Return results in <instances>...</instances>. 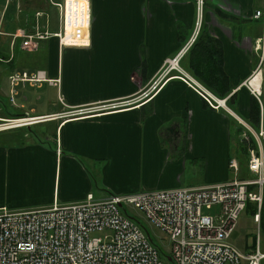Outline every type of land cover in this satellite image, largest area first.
Returning <instances> with one entry per match:
<instances>
[{
  "label": "crops",
  "instance_id": "0c3cea01",
  "mask_svg": "<svg viewBox=\"0 0 264 264\" xmlns=\"http://www.w3.org/2000/svg\"><path fill=\"white\" fill-rule=\"evenodd\" d=\"M60 1L0 0V119L137 100L36 122L56 123L54 133L43 139L20 131V138L0 141V207H45L56 200H81L89 193L102 198L232 180L236 174L229 162L238 160L241 120L250 123L253 99L259 101L260 113L264 111V78L259 98L244 83L259 61L262 21L254 14L264 0H204L199 16L197 0H91L89 46L63 47L57 37L48 36L40 39L37 50L24 49L16 33L59 30ZM213 40L219 45L217 57L210 49ZM16 46L41 61L33 71L59 78L30 84L56 87V109L40 111L41 98L35 100L32 93L28 111L27 95L17 101L20 85L15 87V103L11 101ZM179 52L184 71L213 96L226 98L227 108H213L177 70L153 87L167 60ZM207 54L216 60L219 75L207 72ZM201 77L220 89L232 88L218 96ZM10 106L16 112L9 111Z\"/></svg>",
  "mask_w": 264,
  "mask_h": 264
},
{
  "label": "built area",
  "instance_id": "2783aa9c",
  "mask_svg": "<svg viewBox=\"0 0 264 264\" xmlns=\"http://www.w3.org/2000/svg\"><path fill=\"white\" fill-rule=\"evenodd\" d=\"M60 10V28L55 33L21 32L22 47L29 51L39 48L40 39L57 37L61 46L85 47L91 43V0H62L56 3ZM204 0H197V11L202 12ZM262 21V34L256 46L259 66L264 64V3L254 15ZM196 34V33H195ZM194 34V35H195ZM182 54L169 60V66L159 73L153 87L166 82L171 70H178L203 91L200 93L213 108L226 106L205 90L181 67ZM59 78H48L44 70L15 71L10 76V99L15 103L20 84L36 85ZM249 78L244 83L259 98L260 88ZM194 87L198 90L197 87ZM61 98V97H60ZM136 97L125 101H110L73 111L46 116L0 119V131L59 117L88 114L131 104ZM214 102H213V101ZM31 119L28 121L26 119ZM241 138L247 146L248 164L254 179H233L208 187H174L143 189L134 193H112L102 198L89 193L84 199L72 202L54 201L45 207L11 209L0 207V264H166L159 255L160 246L150 237L143 225L128 217L129 207L140 209L146 218L169 237L174 264H261L264 252L258 235L255 250L248 254L238 251L227 240L237 226L239 214L248 201L256 202L254 215L260 223L261 203L264 195V111L259 128L241 120ZM237 175L236 158L229 163ZM219 207L217 213H204V209ZM103 230L104 237H92L91 232Z\"/></svg>",
  "mask_w": 264,
  "mask_h": 264
},
{
  "label": "rangeland",
  "instance_id": "374dc122",
  "mask_svg": "<svg viewBox=\"0 0 264 264\" xmlns=\"http://www.w3.org/2000/svg\"><path fill=\"white\" fill-rule=\"evenodd\" d=\"M27 12L31 16L34 15V11L32 9H29ZM15 49H16L15 51L13 50L14 55H16L15 60L13 62V65L15 68L14 70H17V71L25 70V71L30 72V71H33L34 68H36V64H41L39 63L41 61L37 60L36 58H33V54L31 52L22 50L20 49L19 46H16ZM263 78H264V75H263ZM18 89L19 90L21 89L22 91L21 95L17 97L18 102L23 101L22 99L23 95H27L29 98L27 101H25L28 104V106L26 107L28 111L31 105V98L33 96L32 93L34 94L33 97L35 100L41 98V100L37 103L39 104V106H41V108H39L40 111H47L48 107L50 108L53 107V109L57 108L56 107L58 103L57 88L49 86L48 83H45L42 89H38L36 86L31 87L29 83H25V84L22 83L20 84ZM8 103L6 104L9 106ZM10 107L11 109H9V111L16 112L17 108H15L14 106H10ZM55 126H56L55 122H49V123L32 124L31 126L32 132L30 131L29 126L16 127V128L8 129V130H2V132H0V141L18 139L21 137L20 131H28L34 137L36 138L41 137L43 139L44 137H48L49 135L54 133ZM30 140L31 139L29 137L28 141ZM239 166H240V163H239ZM239 169L241 170V166ZM240 170L238 172V178H239ZM248 178H245V179H248ZM263 200H264V195H263V199L261 203V208H262ZM247 203H248L247 207L244 210H242L241 213L239 214V217L237 220V226L234 232L232 233L231 237L227 241L231 243L238 251L248 254L249 252L255 250L256 238L259 235L261 239V251L264 252V230L261 228L260 223H257L255 221L253 210L251 206H249V202ZM129 210L131 212V216L135 220H137L141 225H143L145 229L149 232L150 237L153 239V241L157 245H159L161 248L165 250H169L170 239L165 234V232L161 230L160 228L156 227L153 223H151L140 209L135 208V207H129ZM219 210H220L219 207H213L211 209L205 208L204 213L214 214V213H217ZM105 234L106 232L103 230H96L90 233L92 237H104ZM262 261L264 262V259ZM165 262L166 264H172L170 261H166V259H165ZM243 264H247V262H243Z\"/></svg>",
  "mask_w": 264,
  "mask_h": 264
},
{
  "label": "trees",
  "instance_id": "16d2710c",
  "mask_svg": "<svg viewBox=\"0 0 264 264\" xmlns=\"http://www.w3.org/2000/svg\"><path fill=\"white\" fill-rule=\"evenodd\" d=\"M213 43H214V48L215 49L213 47H210V49H212L214 51V53H215L214 57H217L216 52L217 53L219 52V45H218L217 41H215V40H213ZM213 58H211V56L209 54L206 55V64H208L207 72L212 71V72H214V74L219 75L218 69H217L218 65L216 63V60L215 59L213 60ZM201 80L206 84V86L208 88H210L212 91H214L216 94H218V96H225V95H227L230 92L231 88H232V87H230L228 85L229 86L228 88H226V89H220L216 85H213L210 82H208L203 77H201ZM233 99H234V97L232 98V100ZM24 116H27V115H25V114H19V115H16L14 117L15 118H18V117H24ZM260 117H261V113H260V103H259V101L257 99H253L252 100V103H251L250 123H252V125L255 126L256 128H259ZM31 126L32 125H30L29 128H30V131L32 132ZM25 127H27V126H25ZM242 129H243L242 127L239 128V132ZM237 148H238L237 149L238 150V154H237L238 157L237 158H238V161H239L240 166H241L239 178L240 179H245V178H248V176H250L251 173L249 172V169L247 167V162H248L247 146L242 142V140L240 138L237 139ZM248 202H249V206H251V208L253 210V213L255 215L258 212V205H257V203L256 202H253V201H248ZM247 205H248V203H247ZM260 225H261V228L264 230V200H263L262 208L260 210ZM263 264H264V262H263Z\"/></svg>",
  "mask_w": 264,
  "mask_h": 264
},
{
  "label": "bare ground",
  "instance_id": "6f19581e",
  "mask_svg": "<svg viewBox=\"0 0 264 264\" xmlns=\"http://www.w3.org/2000/svg\"><path fill=\"white\" fill-rule=\"evenodd\" d=\"M256 13V12H255ZM255 15V14H254ZM255 18V17H254ZM256 19V18H255ZM258 53V52H257ZM179 54H182V52H179L178 54H177V56L179 55ZM176 58V57H175ZM174 59V58H173ZM169 60H172V59H168L167 60V62H166V64H167V67L169 66ZM173 70H175V69H173ZM172 71V70H171ZM178 71V70H177ZM179 72V71H178ZM180 73V72H179ZM180 74H182V73H180ZM187 76V75H186ZM182 79H184L185 81H186V78H184V77H182V76H180ZM249 78H252V79H254V81H253V83L255 84V85H257L259 88H260V90L262 91V82H263V65H261V66H259V64L257 65V67H256V69L254 70V72L252 73V75L249 77ZM248 78V79H249ZM170 79V78H169ZM188 82V81H187ZM189 83V85H191L193 88L196 86V84L190 79V81L188 82ZM197 87V86H196ZM198 88V90L196 89V88H194L198 93H200V91H203L201 88H199V87H197ZM205 89V88H204ZM200 90V91H199ZM206 90V89H205ZM209 92V91H208ZM210 93V92H209ZM211 94V93H210ZM200 95L204 98V96L200 93ZM205 99V98H204ZM206 101H207V99H205ZM213 101V100H212ZM208 102V101H207ZM214 102V101H213ZM209 103V102H208ZM210 104V103H209ZM211 105V104H210ZM212 106V105H211ZM227 106V105H226ZM223 107V106H222ZM224 108H227V107H224ZM31 119H35V118H30V119H26V120H28L29 122L30 121H32ZM31 123V122H30ZM241 140H242V142L245 144V142H244V140L242 139V138H240ZM248 158H249V156H248ZM232 159H230V161H231ZM238 161V160H237ZM230 163V162H229ZM247 164H248V162H247ZM238 165H239V163H238ZM239 168H240V166H239ZM250 172V171H249ZM251 174H250V176H249V178L248 179H254L256 176H255V174L254 173H252V172H250ZM233 179H238V180H240V181H244V180H248V179H244V180H242V179H240V178H238V174L233 178ZM232 179V180H233ZM205 187H208V186H205ZM188 188H191V187H188ZM197 188H200V187H197ZM128 214V217L130 218V219H132L133 221H135V222H137V223H139L137 220H135L132 216H131V212H130V210H129V212L127 213ZM159 255H160V258H161V260L163 261V262H165V259H166V261H170L172 264H174V261H173V257H172V255H171V243H170V248H169V250H165V249H163V248H159ZM168 257H170V259H168ZM166 263V262H165Z\"/></svg>",
  "mask_w": 264,
  "mask_h": 264
},
{
  "label": "water",
  "instance_id": "95a60500",
  "mask_svg": "<svg viewBox=\"0 0 264 264\" xmlns=\"http://www.w3.org/2000/svg\"><path fill=\"white\" fill-rule=\"evenodd\" d=\"M168 259H170V257H168Z\"/></svg>",
  "mask_w": 264,
  "mask_h": 264
}]
</instances>
